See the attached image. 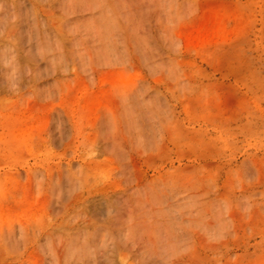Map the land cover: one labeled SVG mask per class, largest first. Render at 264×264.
<instances>
[{"label": "rangeland", "instance_id": "rangeland-1", "mask_svg": "<svg viewBox=\"0 0 264 264\" xmlns=\"http://www.w3.org/2000/svg\"><path fill=\"white\" fill-rule=\"evenodd\" d=\"M0 264H264V0H0Z\"/></svg>", "mask_w": 264, "mask_h": 264}]
</instances>
